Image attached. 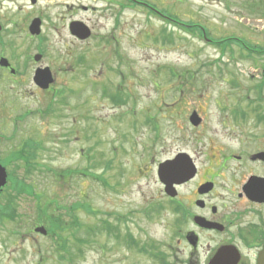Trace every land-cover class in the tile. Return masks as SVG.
I'll list each match as a JSON object with an SVG mask.
<instances>
[{"label":"rangeland","instance_id":"1","mask_svg":"<svg viewBox=\"0 0 264 264\" xmlns=\"http://www.w3.org/2000/svg\"><path fill=\"white\" fill-rule=\"evenodd\" d=\"M38 1L50 8V0ZM124 1L133 4L53 0L59 3L51 8L53 19L82 22L92 36L67 37L78 64L73 70L66 66L57 96L45 94L39 114L35 98L20 95L9 112L0 111L1 130L13 149L37 147L36 167L26 178L36 195L17 194L9 184L0 197V208L16 205L14 219L0 215V264H161L132 248L126 232L154 246L169 264L176 214L157 164L187 151L197 157L204 178L212 171L216 145L230 143L234 125L254 131L261 126L254 116L264 115V5L242 3L226 12L218 0H145L146 8L122 6ZM152 10L176 16L183 27ZM192 24L202 33L189 31ZM192 111L201 118L196 127L188 121ZM241 114L245 118L238 121ZM195 182L178 187V194L188 198ZM77 202L78 208L66 212ZM45 210L82 225L65 230L64 242L48 231L35 233L41 224L36 217ZM101 219L119 228L118 238L110 228L79 242ZM78 248L77 257L67 254Z\"/></svg>","mask_w":264,"mask_h":264},{"label":"flooded vegetation","instance_id":"2","mask_svg":"<svg viewBox=\"0 0 264 264\" xmlns=\"http://www.w3.org/2000/svg\"><path fill=\"white\" fill-rule=\"evenodd\" d=\"M235 1L218 0L221 11L229 12L242 3L246 7L264 5V0ZM23 2L0 0V111L9 112L15 105L13 97L20 95L35 98L39 114L45 94L50 98L57 95L66 66L73 70L76 65L67 38L77 39L71 30L76 20L61 24L57 16L53 19L51 8L59 5L53 0L50 8H40L38 0ZM45 69L52 80L47 89L38 84ZM234 117L233 122L237 121ZM237 118L241 121L245 114ZM254 118L261 124L258 130H251L253 126L240 130L243 124L239 122L228 132L230 143L216 145L212 171L204 178L197 157L186 151L197 170L180 187L198 181L188 198L178 194L173 202L176 219L169 238L173 240L167 253L169 264H257L264 248V115ZM2 123L0 120V164L7 174L5 188L14 177H25L29 158L25 156L27 147L13 149L1 130ZM18 154L25 155L16 158ZM15 169L22 171L20 176H15Z\"/></svg>","mask_w":264,"mask_h":264},{"label":"trees","instance_id":"3","mask_svg":"<svg viewBox=\"0 0 264 264\" xmlns=\"http://www.w3.org/2000/svg\"><path fill=\"white\" fill-rule=\"evenodd\" d=\"M125 5H127V3H125ZM176 22H174V20L172 22L174 23H177L178 18L174 15H170ZM194 27V26H193ZM192 30V29H191ZM219 42L215 43L216 45L218 44ZM24 155L23 154H18L16 156V158H20V157H23ZM29 168H27L28 172L31 171V166L29 165L28 166ZM12 189L14 191H16L17 194H23V193H28L29 195H36L35 191H34V188H32L29 184H18V185H12ZM45 205V208L46 210L48 209V203L46 204H43ZM79 207V202L77 203H74L72 206H70L68 208V210L66 212H68L69 214L72 213L76 208ZM83 208V207H82ZM16 209V205L15 207H13L10 203L9 204H5V205H2L1 208H0V215H5L7 214V216L11 219H14V211ZM85 211H88V209H86V207L83 208ZM41 211L39 212V215H37L36 217V221L37 223H41L43 224L48 233L47 235H51L52 238H54V240L57 239H61V241L64 242V240L62 239V234L65 230H67L68 228L72 227V226H76V229H75V232L78 231V229L81 227V223L77 222V221H72V223H69L66 219H65V215H63L64 213L62 212H59V211H56V210H52L51 213H47V211ZM45 212V213H44ZM44 214V215H43ZM46 214V215H45ZM119 219L117 218V221ZM108 222V219H101V222L98 224V225H94V227H87L86 230L88 231L87 233V238H78V241L81 242V243H89L88 240L90 239L89 235H96V234H99V233H102V232H106L107 234L109 233L110 231V228H113L116 230L114 236L115 238H118L117 236L119 235L118 232V229L115 227V226H108L107 224ZM111 224H113L111 222ZM124 235H127V241H128V244L132 247V248H137V250L139 252H142V253H145V254H149L152 258L154 259H157V260H160L161 261V264L164 263V256L163 254H160L158 252V250H156V248L152 245H148L146 243H138L137 240L129 233V232H126ZM94 241V240H93ZM82 253V249L81 248H78L77 249V252H73V250H70L67 254L69 255H75V257H77L78 255H80ZM72 261V259H71Z\"/></svg>","mask_w":264,"mask_h":264},{"label":"water","instance_id":"4","mask_svg":"<svg viewBox=\"0 0 264 264\" xmlns=\"http://www.w3.org/2000/svg\"><path fill=\"white\" fill-rule=\"evenodd\" d=\"M73 31L79 38H86L89 36V30L80 23L73 25ZM50 78L47 71H43L39 74L40 85L47 87L50 83ZM189 121L193 126H197L201 119L198 117L196 112H192L189 116ZM195 170L191 163L186 161L184 154H178L173 160L165 161L158 167L159 180L165 185V192L174 196L176 194L173 184L182 183L194 174ZM6 183V173L4 168L0 165V190L1 187ZM35 232L40 234H46V230L42 226H38L34 229ZM258 264H264V249L260 253L258 258Z\"/></svg>","mask_w":264,"mask_h":264}]
</instances>
